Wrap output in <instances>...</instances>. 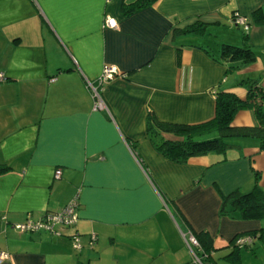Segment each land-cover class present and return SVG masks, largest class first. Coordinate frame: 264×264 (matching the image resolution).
Returning a JSON list of instances; mask_svg holds the SVG:
<instances>
[{"label": "crops", "instance_id": "0c3cea01", "mask_svg": "<svg viewBox=\"0 0 264 264\" xmlns=\"http://www.w3.org/2000/svg\"><path fill=\"white\" fill-rule=\"evenodd\" d=\"M133 1L0 0V264H199L192 253L201 264H229L234 234H253L245 249L259 238L262 218L218 213L220 192L249 189L254 171L264 190L258 138L239 136L238 147L177 162L154 146L145 119H209L216 92L243 98L247 77L264 92V0H153L128 9ZM233 10L249 19L245 34ZM220 41L245 43L256 57L226 69L214 58ZM104 64L118 73L104 82L106 108L96 109L84 81ZM232 123H254L252 112L238 109ZM73 195L77 218L60 234L13 226ZM189 227L210 236L207 255L190 243ZM240 249L242 262L249 252Z\"/></svg>", "mask_w": 264, "mask_h": 264}, {"label": "trees", "instance_id": "16d2710c", "mask_svg": "<svg viewBox=\"0 0 264 264\" xmlns=\"http://www.w3.org/2000/svg\"><path fill=\"white\" fill-rule=\"evenodd\" d=\"M152 1L134 0L128 3L127 7L131 9V7H138ZM236 15H238V12L233 10L231 14L233 22ZM252 15L256 21L262 19L259 8L254 9ZM236 24L240 26V24ZM191 27V25L188 26L189 29ZM242 32L243 34L246 33L244 29H242ZM255 57L256 53L249 45L227 41L219 42L217 55L214 56L218 61L225 63L226 69H234L240 65L251 63ZM240 83L245 88V96L243 98L231 90H218L215 94L213 116L200 122L179 123L164 121L157 119L151 112H148L145 119V128L154 146L164 156L177 162L184 161L193 155L204 154L210 151L224 152V150L230 147H238L240 142L237 139L243 135L256 136L258 138V148H264V92L262 86L257 77L244 78ZM241 108L249 109L252 112L254 123H232L235 112ZM210 133H214V135L201 137ZM165 134H171L172 137L165 136ZM5 169V165H0V172ZM218 213L228 217L242 219L262 218L264 216V190L258 184L256 171H254L253 183L249 189L242 191L239 188H233L225 193L220 192ZM73 223L63 224L61 226L57 225L56 228L59 230L58 234H60L62 227L69 226ZM188 232L193 235L197 242L196 245L200 247V254L207 255L211 247L210 236L203 230L196 231L191 227H189ZM258 233V237L264 239V227H260ZM236 235H250L251 239L247 243L237 245L233 242ZM69 238L72 243L70 236ZM252 241L253 234L251 232L234 234L230 239L231 248L225 254L229 264H243L239 260L238 249L240 246H248Z\"/></svg>", "mask_w": 264, "mask_h": 264}, {"label": "built area", "instance_id": "2783aa9c", "mask_svg": "<svg viewBox=\"0 0 264 264\" xmlns=\"http://www.w3.org/2000/svg\"><path fill=\"white\" fill-rule=\"evenodd\" d=\"M234 22L240 24L242 29L245 31L248 30L249 27V19L241 14H238L234 17ZM104 24L110 27L115 26V20L113 17L109 15L104 16ZM118 71L116 68L111 64H104L98 76L94 79H87L84 81L86 88L89 90L93 108L96 109H103L106 108V104L104 99L101 95V89L106 80L113 77L117 74ZM1 76V74H0ZM60 173L59 168H55L53 172L54 177H58ZM77 196L73 195L61 208L54 210V211H45L41 215L36 218L27 217L22 222H16L13 226L20 231L23 230H38L44 229L50 231L52 233L58 234L59 230L56 228L57 225L61 226L63 224H70L73 223L77 218ZM93 234H91V237ZM72 239V246L76 249L79 248L80 243L78 240V234L72 233L70 234ZM251 239L250 235H236L233 239V242L237 245L244 244L249 242ZM189 241L192 244H197L195 238L190 233L189 234ZM204 255V254H203ZM202 255H197L192 253V257L196 262L201 264ZM7 257V253L3 250H0V261Z\"/></svg>", "mask_w": 264, "mask_h": 264}, {"label": "rangeland", "instance_id": "374dc122", "mask_svg": "<svg viewBox=\"0 0 264 264\" xmlns=\"http://www.w3.org/2000/svg\"><path fill=\"white\" fill-rule=\"evenodd\" d=\"M194 39L197 40V38H194ZM212 135H214V133L205 134L204 136H201V137L202 138L203 137H210ZM233 140H235V139L233 138ZM237 140L240 142V139H237ZM262 220H264V216L262 217ZM240 247H241L240 250H242V252H249L248 253L249 258H244L242 261L243 264H264V239L255 238L254 245L249 249L248 248L245 249V247H242V246H240ZM253 249L255 250V254H253V252H252ZM258 252H259V254H258L259 257L256 256ZM260 260L262 262H260Z\"/></svg>", "mask_w": 264, "mask_h": 264}]
</instances>
